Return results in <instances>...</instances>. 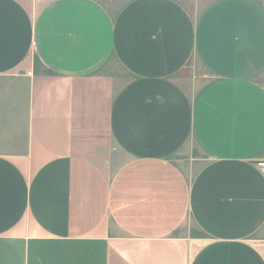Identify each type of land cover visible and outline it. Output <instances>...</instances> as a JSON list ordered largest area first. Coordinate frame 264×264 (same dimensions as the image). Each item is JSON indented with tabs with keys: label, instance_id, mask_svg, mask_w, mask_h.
<instances>
[{
	"label": "crops",
	"instance_id": "0c3cea01",
	"mask_svg": "<svg viewBox=\"0 0 264 264\" xmlns=\"http://www.w3.org/2000/svg\"><path fill=\"white\" fill-rule=\"evenodd\" d=\"M187 1L0 0V264H264V0Z\"/></svg>",
	"mask_w": 264,
	"mask_h": 264
},
{
	"label": "rangeland",
	"instance_id": "374dc122",
	"mask_svg": "<svg viewBox=\"0 0 264 264\" xmlns=\"http://www.w3.org/2000/svg\"><path fill=\"white\" fill-rule=\"evenodd\" d=\"M103 3L107 6V8L109 10H111L112 12L116 13L117 11H119L121 9V7L128 1V0H102ZM186 1V0H185ZM187 4L189 5L190 8H194V6L192 5V0L187 1ZM204 3H202L201 1H199V4H196L195 6L198 9H201L203 7ZM36 67L38 71H44V69L42 68L41 64L39 63V60L36 59L35 61ZM112 64H114V61H112ZM115 66V65H114ZM113 66V67H114ZM193 72H195L194 69H191L190 67L188 69H186L185 72L182 73L183 76H189L191 75ZM201 74V73H199ZM259 80L264 84V73L261 74L259 76ZM187 84V83H186ZM185 87H189V84H187V86ZM192 139L190 138L189 142H191ZM189 153H192L191 155H196L199 157V155L202 154L201 150L198 147H194L192 149H190ZM176 157L179 158V160H181L182 162L187 161V162H191L193 159L189 158H182L184 157L183 153L181 152L180 154H177ZM193 165V164H192ZM193 167V166H192ZM196 164L194 165V169H196Z\"/></svg>",
	"mask_w": 264,
	"mask_h": 264
},
{
	"label": "built area",
	"instance_id": "2783aa9c",
	"mask_svg": "<svg viewBox=\"0 0 264 264\" xmlns=\"http://www.w3.org/2000/svg\"><path fill=\"white\" fill-rule=\"evenodd\" d=\"M258 166L260 167V169L264 172V160H261L258 162Z\"/></svg>",
	"mask_w": 264,
	"mask_h": 264
}]
</instances>
